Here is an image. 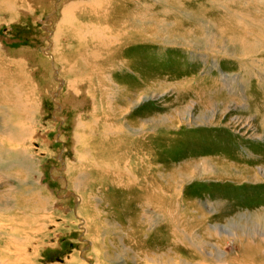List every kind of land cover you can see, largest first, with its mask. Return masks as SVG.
Here are the masks:
<instances>
[{
	"label": "rangeland",
	"instance_id": "1",
	"mask_svg": "<svg viewBox=\"0 0 264 264\" xmlns=\"http://www.w3.org/2000/svg\"><path fill=\"white\" fill-rule=\"evenodd\" d=\"M126 1L127 5L124 4L122 8H131V22L138 23L140 15L146 14V25L151 30L150 44L126 45L122 53L125 58L123 60L135 63L131 78L138 80V75L141 77L136 82L137 92L151 95V98L127 115L128 123H142V119L148 118L151 126L158 129L152 132L153 140L149 142L145 153L148 163L142 161L140 165L143 169L144 166L148 168L153 186L184 185L191 204L184 207L182 214L181 205H169L165 210L155 209L147 215L139 214L137 218L130 215V209L123 208V211L121 205L119 214L124 217L119 222L124 223L126 231L119 232L120 238L115 234L107 235L108 226L102 232L92 233L94 246L100 248L97 261L101 264H142L139 258L151 252L152 257L155 253L162 255L166 264H264V50L261 49L253 59L244 60L216 52V47L224 45L223 42L226 41L222 38L252 39L253 36L245 34L244 30L233 27L237 21L245 22L241 26H252L251 30L255 34L264 37V0ZM53 2L54 0H6L7 8L3 13L0 11V41L5 45V49L0 48V68L4 69L0 85L7 87L8 95L4 101H0V131L4 126V116L8 113L10 123H16L14 119L20 120L24 128L31 129L39 145L34 146L37 150H32L30 155L23 149L31 142H25L20 159L26 166L17 167L14 176H11L12 171H8L11 167L4 161L0 162V173L6 172L0 184L3 195H0L6 201L16 199L14 201L22 205H19L22 210L17 213L24 214L23 219L29 224L34 220L25 219L31 214L30 211L26 212V208L31 207L32 203L23 191L32 190L34 186H38V181L37 192L45 196L42 208L46 210L51 207L52 220L61 216L60 210L67 213L65 208L73 205L77 207L74 197L67 199L70 195L68 192L75 191V186L67 188V184L62 182L63 173L53 170V167L61 168L56 156L64 147L63 141L67 145L65 156H68L66 161L71 169L76 168L79 162L75 160L78 155L74 149V144H77L75 133L79 127L76 128L73 123L77 115L84 116V127L91 122L95 134H99L102 125L97 126L91 118L93 115L99 120L105 118L106 114L103 115L104 111L100 108L101 103L106 108L115 107L123 112L131 110L124 99L126 92L122 93L121 89L127 74H109L104 75V78L101 74L107 72V69L110 71V65L107 64L113 62L111 57L102 65L107 69H101L99 76L96 72L91 73L86 81H82L83 86L76 88L79 93L78 102L71 104L70 87L63 80H74L87 75L86 63L89 58L83 53L76 59V55L68 53L66 38V43L58 46L56 53L49 49L54 54L52 60L58 68L53 67L51 56L44 53V49L52 45L53 33L45 25L49 24V28L53 29V22L62 17L63 9L59 4L64 0H56L58 3L55 5ZM84 3L79 4L78 11L75 12L78 22L87 24L86 18L79 14L84 10ZM9 7L13 8L12 13L8 12ZM100 20L102 21V17ZM94 23L99 26L100 31L103 24L97 20L92 24ZM106 25L108 24H104V27ZM63 29L59 33L62 36L60 41L65 33L70 37H78L74 26ZM208 30L214 32L210 33ZM53 31L58 35L56 28ZM260 43L263 46L264 39ZM71 44L77 46L74 40ZM78 49L84 52L86 50L85 47H77L76 50ZM110 49L111 47L109 51ZM130 52L133 55H129ZM256 58L259 61L255 62ZM143 71L147 75L144 80ZM232 72L235 75L229 78V73ZM58 76L61 81L57 80ZM54 99H58L63 106L58 108ZM15 102L25 103L27 108L30 106V110L22 111ZM94 105L96 111L93 110ZM59 118L63 121L60 122ZM84 127L77 132L83 131ZM85 132L87 130L82 133ZM1 133L3 132H0V147L10 149L14 145L11 137ZM100 143V140L95 144L91 142L93 155ZM121 148L124 149L125 146L121 145ZM136 151L138 145L134 146L132 155L138 153ZM204 158L222 168L226 166L228 177L240 171L245 176L239 180H221L217 174L210 177L203 175L197 180L185 182V177L193 174L196 165L202 170L201 160ZM197 162L200 164H196ZM78 166L89 171L87 164ZM136 169L137 165L134 166V170ZM64 174L66 175V170ZM85 174L89 177L84 181L83 193L87 196H102L103 186L110 182L112 175L107 180H99L93 175L94 171ZM126 185L132 183L127 180ZM79 194L77 193L81 196V191ZM60 200L66 207L55 206V201ZM107 200L106 209L116 202L114 195ZM98 204L96 201V205ZM152 213H163L166 218L156 224L155 221L159 218ZM36 214L39 227L42 220L51 219L44 211ZM67 218L75 223L71 224L70 235L65 227L61 229L67 230L52 228L34 233L37 242L35 255L41 256V264H57L60 261L64 264V259L72 254L70 243L78 241L73 237L80 234V226L76 227L79 220L75 214L68 213ZM113 219L116 221L117 217ZM131 219L141 223L144 219L147 225L140 226L132 223ZM177 226L184 229L179 230ZM149 232L150 240L146 237ZM56 234H60L65 243L69 242L65 245L68 248L54 243L59 237L55 238ZM80 245L82 244L75 243L74 249H78ZM86 245V251H91V255L93 245ZM75 253L79 252L75 250ZM103 257H107V260Z\"/></svg>",
	"mask_w": 264,
	"mask_h": 264
},
{
	"label": "bare ground",
	"instance_id": "2",
	"mask_svg": "<svg viewBox=\"0 0 264 264\" xmlns=\"http://www.w3.org/2000/svg\"><path fill=\"white\" fill-rule=\"evenodd\" d=\"M55 1L56 0H54L53 2L54 5L58 3ZM82 2H85L83 6L84 10L83 12H79V14L81 15V17L84 16L86 18L85 20L87 21L85 22H88L87 24H83L81 22L79 23L76 17L77 12L75 11H78V5L82 4ZM124 4L127 5L126 0H71L68 2L64 0L61 5L59 4L60 8L63 9L62 17L57 22H53V29L56 28L58 30V35H55V31L49 28V24L45 25L46 27H48V31L50 33H53V37L51 40L52 45H48L44 49V53L48 56L50 55L51 60L54 58V54L50 53L49 49H53L54 53H56L58 46L66 42V50L68 51V53L76 55V59L77 56H81L83 55V53L85 57L89 58L86 63V66L88 67L87 75L80 76L78 78H75L74 80H63L64 84H66L67 87H70L69 95H71L72 97V105H75L78 102L77 96L79 95V93L78 91H76V88H81L84 84L82 81H86L91 73L96 72L95 74L99 76V71H101V69H107L106 67L103 68L102 65L108 61L109 57H111L113 62H109L107 64L110 65V71L107 69V72L101 74L103 78L104 75L108 76L109 74H114L117 76H123L127 74L126 81L122 83L123 86L121 89L122 93L126 92L124 94V99L129 103V108H131V110L129 112V109L127 108L128 110L123 112L117 110L115 107L106 108L104 107V104L101 103L100 108H102L104 111L103 115L106 114L105 118L99 120L96 118V115H93L91 118V121L94 119L93 122H95L97 126L102 125V130L99 132V134H95L94 126L91 122L89 124L87 121L88 125H85L84 127V116L81 114L77 115L76 121L73 124L76 128L79 127L77 128V131H79L78 129L82 127H84L85 129L81 132L76 131L75 133L77 144H74V149L78 155L77 157H75V160L79 161L78 164H87L89 171L83 168L82 166L79 167L78 164L76 168L73 167V170L71 169V165L66 161L68 156H65V152L67 149L65 141L62 142L64 146L62 151H60L56 156V159H58V161L60 162L59 164L61 168L53 167V170L57 173H63L64 176H62V182L64 183V185L67 184V188H69L71 185L75 186V191L71 190L68 192L70 195L67 197V199L70 197H74L75 202H77V207L76 205H73L71 206V208H65L64 210H68L67 213H65L63 210H60L59 212L61 216L52 220L51 215L53 216V214H50L51 207H48V209L46 210H43L42 208V205L45 201V196H41L40 192H37V188L40 183V181H38V186H34L32 190L30 189L28 192L23 191L24 194L29 196L28 199L32 203H30L31 207L26 206V212L28 213V211H30L31 214L27 215L25 219L32 218V220H34L29 224L26 223V221L23 219L24 214L22 215L21 213H17V211L22 210L19 207L20 203L18 201H14L16 200L14 198L12 202L9 200L6 201L4 196H1L3 195V193L0 192V264H41V256L35 255V253L37 252L35 247L37 246V242H35V234L40 233L42 230L47 231L48 229L51 230L52 228H58L60 230L68 229V234L70 235L71 224L75 225V223L71 222V220L67 218L68 213L75 214L76 218H78L79 221L76 223V227H78L77 225L80 226V234L76 237H73L75 241H78L70 243L72 245V248L70 249V251H72V254L67 256L66 259H64V264H101L97 261L98 257L100 256V248L94 246V241L91 239L93 237L92 233L102 232L106 229L107 226L109 228V233H107V235L115 234L114 236L119 237V232L126 231V227H123L124 223H122L124 215L119 214V209H121V205H123V211L124 209H130V215L133 218H137V215H147L150 214L151 211L153 212L155 209L165 210V207L169 205H181L180 212L182 214L184 207H188V204H191L189 202L190 198L186 195V192L184 191V185H177L176 187L153 186L152 178L150 176V172H148V168L146 169V166H144L145 169H143L140 165L142 161L148 163V159H146L145 153H147V147L149 142L153 140L152 132L157 131L158 129H156V127L151 126V124L149 123L150 120L148 118L142 119V123H128L129 118L127 117V115L131 114L135 107L141 106L145 101H147V99L151 98V95L147 92H137L136 82H139V78L141 77L138 75V80H136L134 77H132L133 79L131 78V73L134 71L132 67H134L135 63H130L129 61L123 60L125 58L123 57L122 53L125 51L126 45L135 46L138 44H150L151 38L149 37V35L151 33V30L149 26L146 25V19L148 20V16H146V14H144V16L140 15V18L143 21L140 19L138 23H132L131 21L133 13L132 11H130L131 8H128L129 10L122 8ZM6 8V0H0V11H2L1 13H3ZM18 8L21 9L20 7ZM118 10H120V12H117ZM8 12L12 13L13 8L9 7ZM124 13H127V15H125ZM73 17L75 18L74 20ZM100 17H102V21L100 20ZM96 20L98 21V23L101 22L103 24L102 29L100 31L98 30L99 26H97V24H92L93 21ZM241 20L243 21L242 18ZM243 23L245 22L237 21L233 25V27H239L240 29L244 30L245 34L253 36L252 39L243 40L242 38L240 40H228V38H222L226 41L223 42L224 45L216 47L217 53H220L221 55L227 54L230 57H234L235 59L244 60L249 58L253 59L255 55L260 53L261 49L264 50V45L262 46V44L260 43V41L262 42L264 37H262L260 34H255L253 30H251L252 26H248L246 24L241 26V24ZM104 24L108 25L104 27ZM71 26L75 27V35H77L78 37H70L65 33L64 38H62V40L60 41V38L62 37L61 35H59L61 28L63 29L64 27ZM206 28H208V25ZM261 29L262 28L260 27V30ZM136 30L138 31V33H136ZM208 31L210 33L214 32L213 30ZM218 36H220V34H218ZM66 38H68V41L65 42ZM73 40L74 42L76 41L77 46L71 44ZM51 41L49 39L50 43ZM3 43L4 42L0 41V48H3L5 46ZM83 46L86 48L85 52L81 51L80 49L76 50L77 47L84 48ZM109 47H111L110 51ZM130 54L131 52L129 53V55ZM46 60H48V57L46 58ZM254 60L255 62L259 61L257 60V58ZM20 61L21 60H19L18 62L21 63ZM52 64L54 68H58L55 66L53 60ZM56 65L58 64L56 63ZM91 66L94 67V69ZM63 69L65 70L64 66ZM113 70L114 72H112ZM3 72L4 69L0 71V80L2 79ZM229 75L230 78L231 75H235V73L232 72L229 73ZM236 75L240 74L236 73ZM144 76L147 75L143 71V80ZM221 77L223 76L221 75ZM234 77L237 78L236 76ZM59 78L61 77L58 76L57 80L61 81L59 80ZM52 82L54 83V81ZM117 85L120 84L117 83ZM116 90L118 89L116 88ZM32 91H34V89H32ZM6 92L7 87L0 85V101H4L7 98L8 95ZM54 102L59 105L58 108H61L63 106V104H61L58 99H54ZM16 103L17 106H20L23 109L22 111L30 110V106L29 108H27L25 103L22 104L15 102V104ZM0 108L2 107L0 106ZM96 109V105H94L93 110L96 111ZM16 110H19V108H17ZM7 114H5L4 116L5 122L4 126L1 127L0 132H3L1 134H5L8 135V137H11L10 140L14 145H12L10 149L0 147V162H6L11 167L10 169H8V171H12L10 172L11 176H14L15 172L17 171H15L17 167L26 166L23 165V162L20 159V157L23 156L21 150L25 147V142L27 140H30L31 142L26 149H23L27 150L30 155H32V150H37L36 148H34V146L38 145V143L36 142V139H34L35 136L33 132H31V129L28 130L26 129V127L24 128L23 125L20 124L21 121L18 119H14L16 123H10L11 119L7 116ZM62 121L63 119H60V122ZM55 125H57V123H55ZM86 130L87 132L82 133ZM158 138L160 140V137ZM97 140H100L101 143L95 148V155H93L94 152L92 151L93 146L91 145V142L95 144ZM121 145H124L125 148L122 149ZM135 145H138V151H136L138 153L132 155ZM201 162V165L203 166L202 170L198 169L199 165H196L193 174H191L190 177H185V182L190 180H197L198 178H202L201 176L203 175H207V177H210L217 174V176L220 177L221 180L226 178H228L229 180H239L242 179V177L244 178L245 176V173L243 171H240L236 174L234 172L232 174V177H228L227 172L225 170L226 166L222 168L217 163L210 162L209 159L206 158L201 160ZM196 164H200V162H197ZM2 165L5 166L3 163ZM136 165L137 169L134 170V166ZM62 170L63 172H61ZM65 170L67 177L64 174ZM91 171H94L93 175H96V179L103 178L104 180H107L110 178V175H112L110 182L107 185L103 186V189L101 191V193L103 194V199L101 195L97 194L94 196H87L82 191V188L84 187V181L87 180L89 177L85 173H90ZM4 173L6 172L0 173V184L2 181V177L5 176ZM127 180L130 181L132 185H126ZM182 182H184V180ZM3 191L5 192V190ZM80 191L82 197L77 195V193L79 194ZM112 195L115 196L116 202H113L112 206L106 209V200L109 196L111 197ZM123 200L125 201L122 202ZM60 201H55V206L57 208L66 207L64 205L65 203L63 201ZM96 201L99 202L98 205H96ZM99 205H101V208L99 207ZM125 205L126 208L124 207ZM20 206L22 207V205ZM39 211H44L45 214L51 217V219L49 218L46 221L42 220L43 222L41 223V227L37 225V221L39 220V218L36 213ZM152 215L157 216L159 218L155 221L156 224H160L159 222L162 221V218L163 220L166 218V215L163 213H152ZM113 217H115V219L117 217L116 221L114 219V221L112 220ZM119 219L122 220L121 223L119 222ZM132 220L133 219H131L132 223H138L140 226L145 227L147 225L144 219L142 220L143 223L139 222L137 219L136 222ZM47 221H49V224L47 223ZM63 227L67 229H61ZM178 229L181 230L184 229V227H179ZM57 236L59 237L54 240V243H56V245H59L63 248V246L69 243L68 241H66L68 243H65L64 240H62L61 238L62 236L60 237V234H56L55 238ZM146 237L150 240L151 232H149ZM69 239L70 237L67 235V240ZM130 241L132 240L130 239ZM2 242L4 243V246L2 245ZM75 243H81L82 245H80L78 249H74L76 248ZM90 243L91 245H93V251L91 255V251H86V244L90 245ZM192 243L195 242L192 241ZM32 245L33 247H31ZM65 247L68 248L67 246ZM75 250L79 253H75ZM104 259L107 260V257ZM139 259L141 260L142 264H166L165 258L162 255H157V253H155V256L153 257L151 256V252L145 253L143 257H140ZM57 264L63 263L60 261V263Z\"/></svg>",
	"mask_w": 264,
	"mask_h": 264
}]
</instances>
